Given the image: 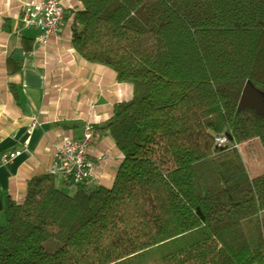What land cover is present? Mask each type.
<instances>
[{"label":"trees","instance_id":"obj_1","mask_svg":"<svg viewBox=\"0 0 264 264\" xmlns=\"http://www.w3.org/2000/svg\"><path fill=\"white\" fill-rule=\"evenodd\" d=\"M76 1L72 47L132 86L103 125L122 160L110 188L0 196V264H264V172L238 150L264 152L238 109L246 83L264 99V0Z\"/></svg>","mask_w":264,"mask_h":264},{"label":"crops","instance_id":"obj_2","mask_svg":"<svg viewBox=\"0 0 264 264\" xmlns=\"http://www.w3.org/2000/svg\"><path fill=\"white\" fill-rule=\"evenodd\" d=\"M29 1L42 0H0V156L18 152L0 163V196L20 200L30 179L47 174L54 146L64 136L81 138L87 123L96 127L89 157L105 156L96 162L90 185L110 188L122 155L103 125L115 104L132 98V86L117 82L110 68L87 63L72 47L70 13L81 8L79 2L62 0L59 33L38 47V32L20 22L21 7ZM56 179L67 193L74 192Z\"/></svg>","mask_w":264,"mask_h":264},{"label":"built area","instance_id":"obj_3","mask_svg":"<svg viewBox=\"0 0 264 264\" xmlns=\"http://www.w3.org/2000/svg\"><path fill=\"white\" fill-rule=\"evenodd\" d=\"M64 17L62 0L29 1L22 5L20 12V22L23 27L38 32L34 38V44L38 47H45L50 38L59 33ZM35 124L32 123L30 130L34 129ZM94 136V128L87 123L81 138L62 137L54 146L47 174L73 186L91 184L96 162L105 158V156L97 157L95 161L89 157V148ZM215 144L218 147L232 146V142L224 134L215 137ZM17 154L18 152L1 154L0 163L6 164L12 161Z\"/></svg>","mask_w":264,"mask_h":264},{"label":"rangeland","instance_id":"obj_4","mask_svg":"<svg viewBox=\"0 0 264 264\" xmlns=\"http://www.w3.org/2000/svg\"><path fill=\"white\" fill-rule=\"evenodd\" d=\"M238 150L243 158L249 176H256L264 172V152L259 140L253 139L239 145ZM57 187L66 191L61 182L55 178ZM74 188V187H73Z\"/></svg>","mask_w":264,"mask_h":264},{"label":"water","instance_id":"obj_5","mask_svg":"<svg viewBox=\"0 0 264 264\" xmlns=\"http://www.w3.org/2000/svg\"><path fill=\"white\" fill-rule=\"evenodd\" d=\"M19 56L20 53L15 54V57ZM244 107L253 108L260 115L264 114L263 95L254 89L249 83L244 85L238 102V109H242Z\"/></svg>","mask_w":264,"mask_h":264}]
</instances>
